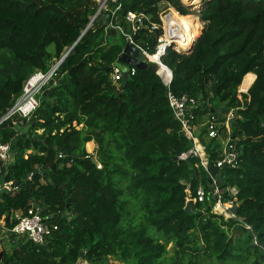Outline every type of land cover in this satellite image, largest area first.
<instances>
[{"label":"trees","instance_id":"1","mask_svg":"<svg viewBox=\"0 0 264 264\" xmlns=\"http://www.w3.org/2000/svg\"><path fill=\"white\" fill-rule=\"evenodd\" d=\"M117 6L105 24L99 16L77 41L97 10L95 0H0V144L11 147L27 124L17 116L2 120L25 81L50 70L77 41L36 94L31 126L15 143L12 161H0V176L10 183L0 192L5 228L15 224V212L28 215L37 204L56 229L42 244L0 247V264H110L111 256L124 264H264V0H205L193 50L183 54L172 46L160 58L172 73L169 87L147 67L135 69L121 91L112 83L113 70L105 68L127 40L107 25L128 33L126 13L144 14V25L131 37L153 54L162 7L180 16L193 12L182 0L108 4L110 10ZM198 32L193 28L194 39ZM248 73L255 75L250 87V75L241 85ZM239 86L249 87L242 99ZM168 92L201 100L197 125L203 116L223 122L233 111L229 136L240 153L238 165L215 177L224 200L230 198L227 187L237 190L233 218L211 213V180L199 159L187 165L177 158L192 144L173 118ZM220 134L226 138L224 127ZM197 137L212 165L221 139L207 138L205 127ZM90 141L100 169L86 152ZM198 185L206 199L187 212L185 190L194 194Z\"/></svg>","mask_w":264,"mask_h":264},{"label":"built area","instance_id":"2","mask_svg":"<svg viewBox=\"0 0 264 264\" xmlns=\"http://www.w3.org/2000/svg\"><path fill=\"white\" fill-rule=\"evenodd\" d=\"M118 0H95L97 3V10L93 16H91L90 20H95L102 14H106V11L109 16H113L115 11L119 9L117 6L115 9L110 10L108 8L109 2H117ZM172 7H165L164 10H161L159 17L161 20V28H162V35L159 36L157 39V46L155 52H157V48L159 45L162 44L163 40L166 38L165 34V18H167L168 14L170 13V9ZM173 9V8H172ZM146 16L144 14H135L132 12H127L125 15V20L130 24V32L125 33L121 27L113 25L111 22L107 25V28H115L119 30L126 38L127 42L134 44L138 47L149 59L150 54L147 51L143 50L140 46L135 44L132 40L131 34L137 32L143 25L144 20H146ZM151 29L157 28L156 25L152 24ZM169 45V46H168ZM178 52L179 48H176L174 42L170 41L167 46L162 50V53L159 56H162L168 47H172ZM161 58V57H160ZM159 58V62L155 63L158 68L162 65ZM168 69L166 66H164ZM113 73L111 75L112 83L116 86L119 85L120 81L122 80V73L119 69L113 68ZM169 74L168 76H163L159 74L157 71V75L161 79L164 86L169 87V84L172 79V73L168 69ZM135 69L132 68L130 70V75H133ZM55 75L54 66L50 68V70L46 72L36 71L32 76H30L23 85V93L21 97L16 101L14 106L6 113L3 117V120L8 119L13 116H17L19 118L28 119L31 113L35 110L38 106V101L36 99V94L39 90L46 85L47 83L51 82ZM242 91V90H241ZM169 107L171 109L173 118L179 122L181 126V131L183 132L184 136L190 141L192 140V147L180 154L177 158L179 160H188L189 158H198L200 165L207 171V168L210 166L208 156L205 153V147L199 142L197 133L195 131V114L194 111L199 107L201 104L200 99H196L194 97H190L187 95L175 96L171 92L167 93ZM240 98V96H239ZM234 118L233 111H229L226 115V118L223 122H217L215 118L207 119L203 123V127L206 129L207 138H221L220 130L222 127L226 129V138L222 141V148L220 151V158L216 160L212 165L218 168L220 171L223 168H235L238 165L239 159V150H237L236 146L231 143L230 136H229V127L230 121ZM197 145L200 146L199 150ZM9 144H0V161L6 163L9 161ZM93 160L95 159L94 153L92 152ZM62 155L58 154L60 158ZM96 167L98 169L101 168V165L96 160ZM218 171V172H219ZM208 173V172H207ZM209 178L211 180L210 192L208 195L213 200L211 206V213L223 216L224 220H228L234 217V213L231 211L234 206L237 205L235 201V196L237 194V190L235 187H227L225 192L228 193L230 198L224 200L223 198V191L219 188L218 183L215 180V177L212 178L208 173ZM4 187L10 188V183H5ZM186 198L185 203L189 200L192 201L193 204L196 203H203L205 201L206 192L202 185H198L194 191V194L191 193L189 188L185 190ZM219 206L220 210L217 211L216 207ZM203 212V210H201ZM14 218L16 220L15 224L11 229L5 228V222L1 221L0 219V230H2L3 234L6 231H11L17 236H22L23 234L27 235L28 240H31L35 244H42L45 242L47 235L49 234L51 229H56V226L52 228L44 221V219L40 216V213L36 212H29L28 215H20L19 213L14 214ZM248 229V227H247ZM76 264H83L77 262Z\"/></svg>","mask_w":264,"mask_h":264},{"label":"water","instance_id":"3","mask_svg":"<svg viewBox=\"0 0 264 264\" xmlns=\"http://www.w3.org/2000/svg\"><path fill=\"white\" fill-rule=\"evenodd\" d=\"M185 5H187V4H185ZM187 6L191 7V8L195 7L193 5H187ZM108 17H109L108 14H102L100 16V20H101L102 24H105V22L107 21ZM92 23H93V20H90L89 23L87 24L86 28L83 30V32L81 33V35L77 39V41L81 38V36L84 34V32L92 25ZM200 33H201V31H200ZM200 33H199V35H200ZM197 38H198V36L194 40H192V42L189 44V46L187 48L179 49L178 52L179 53H183V54H189L193 50V46H194V43L197 40ZM75 43L62 55V57L59 59V61L54 65V69L55 70L63 62V60L66 58V56L69 54V52L71 51V49L73 48ZM160 57L161 56H159V58ZM114 67L119 69L121 71V73H122V80L119 83V85L117 86L118 91H121V90L124 89L125 85L127 84L128 80L130 78V70L132 68L137 69V70H141V69H144V68L148 67L150 69L154 68V69H156V71H157V68H158V66L155 63H152V62H150L147 59L146 55L138 47H136L134 44H131L129 42H126L123 45L122 50H121L120 54L118 55L116 61L113 64L107 66L105 68V71L107 72L109 70H112ZM223 112L226 113L225 110ZM211 113H214V111L212 110ZM213 117L216 118V115H214ZM2 120H3V118H2ZM31 123H32L31 118H28L26 126L23 129H19L18 130L19 131V135L12 141L11 147L9 149V161H8V163L12 161V152H13V147H14L15 143L18 140L26 138V133H27L28 129L30 128ZM15 127L18 128L19 126L16 124ZM190 143H192V140H190ZM190 159L191 158L186 160V164L187 165H189V160ZM92 163L95 164L96 161L92 160ZM54 167L55 166H53V168ZM189 169H191V167H189ZM218 171H219L218 168L215 167L214 165H210L207 168V172L210 174V176L212 178H214L218 174ZM4 184H5V180H4L3 176H0V192L8 191L7 188L4 187ZM192 205H193L192 201L189 200L186 203V205H185V211L192 212ZM238 205H240V203H238L236 206H234L232 208V210H231L234 214L237 212ZM35 207H36L38 213H41L45 209V207L40 209L37 204H35ZM59 216H60L59 214H56V215H53L52 217L56 218V217H59ZM64 217H65V215H64ZM5 236H6L7 240L10 241L11 244H17L18 246H20L22 243L28 241V238H27L26 234H23L22 236H17L16 234H14L11 231H6L5 232ZM83 254H84V252H80V257H82ZM2 255H3V253H0V257Z\"/></svg>","mask_w":264,"mask_h":264},{"label":"bare ground","instance_id":"4","mask_svg":"<svg viewBox=\"0 0 264 264\" xmlns=\"http://www.w3.org/2000/svg\"><path fill=\"white\" fill-rule=\"evenodd\" d=\"M182 1L183 3L187 5L196 6L195 4H197L199 0H182ZM186 23H187V20L185 18L180 16L178 13H176L174 9L173 10L172 8L170 9V13L168 14L167 18H165L166 38L163 40L162 44L158 46L157 52L149 56V59L152 62H155V63L159 62V55L162 53V50L167 46V44L170 41L174 42L177 48L179 49H185L189 46L192 40L180 37L178 35V30L184 27ZM175 40H178V44L175 42ZM157 72L159 74H162L163 76H168L169 74L168 69H166L163 65L157 68ZM197 148L201 150L199 145H197ZM216 210L219 211L220 207L217 206Z\"/></svg>","mask_w":264,"mask_h":264},{"label":"rangeland","instance_id":"5","mask_svg":"<svg viewBox=\"0 0 264 264\" xmlns=\"http://www.w3.org/2000/svg\"><path fill=\"white\" fill-rule=\"evenodd\" d=\"M203 3H204V0H199L197 2V4H195L196 6L191 9V12H193L192 14H190L188 16H182L183 18H185L187 20V23L185 24L184 27H182V28H180L178 30V35L180 37L188 39V37L190 36V39L194 40V37L192 36L193 35V28L198 29L199 32L196 35V37L199 36V33H200V31L202 30V27H203V23L199 19L198 12L202 8ZM161 10H164V6L162 7ZM175 42L178 44V40H175ZM176 48H177V46H176ZM246 91H241L240 86L238 87V94H239L241 99H242V95L246 94ZM220 139H221V143H222V141L224 140L222 138V136H221ZM95 146H96V144H95ZM86 150H90V149L87 148V146H86ZM93 153H94V151H93ZM149 233L151 235H153V234H156L157 236L159 235L158 233L155 232L154 229H151ZM7 241L8 240L6 238H4L2 233L0 232V247H4L3 249H6L5 247H7V245H8ZM168 249H169V252L167 254V257L173 256L174 252H173V249L171 248L170 245H168ZM129 262H132V260H129ZM109 263L110 264H124L119 259H116V258H114L112 256L109 257ZM203 264H208V262H204Z\"/></svg>","mask_w":264,"mask_h":264},{"label":"crops","instance_id":"6","mask_svg":"<svg viewBox=\"0 0 264 264\" xmlns=\"http://www.w3.org/2000/svg\"><path fill=\"white\" fill-rule=\"evenodd\" d=\"M188 39L190 40V36L188 37ZM248 75L252 76V81H251V83L249 84V87H250V85L253 83V81H254V79H255V75H254L253 73H248V74H246V75L243 77V80H242V82H241V85H242V83H243L245 77L248 76ZM249 87H248V88H249ZM248 88H247V90H248ZM245 91H246V90H245ZM206 120H207L206 117L203 116V117H202V120H201V123H199L198 125L196 124V127H195L196 129H195V131H196L197 135H198V133H199V130H200L201 128H203V123H204ZM198 128H199V129H198ZM86 146H87V148L90 149V150H86L88 154H91V153L95 150V148H96V146H95V142H94V141H90V142H88V143L85 145V149H86ZM30 153H32L31 150H28V151L26 152L27 155L30 154ZM5 188H6V187H5ZM9 189H10V188H7V190H9ZM15 213H16V212H15ZM1 221H4V217L1 218ZM2 230H3V229H2ZM2 230H0V232L2 233L3 237L6 238V236H5V232H4V234H3ZM6 239H7V238H6ZM7 244H8V245H7V247H5V248H6V250H8V251L11 249V247H12L13 245H15V244H11L9 240L7 241ZM78 262L85 264V262H84V261H81V260H79Z\"/></svg>","mask_w":264,"mask_h":264}]
</instances>
